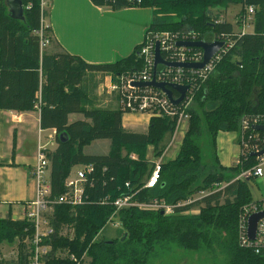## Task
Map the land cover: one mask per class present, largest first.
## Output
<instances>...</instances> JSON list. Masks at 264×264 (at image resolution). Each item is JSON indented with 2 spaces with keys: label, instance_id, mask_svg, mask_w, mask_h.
Returning <instances> with one entry per match:
<instances>
[{
  "label": "trees",
  "instance_id": "16d2710c",
  "mask_svg": "<svg viewBox=\"0 0 264 264\" xmlns=\"http://www.w3.org/2000/svg\"><path fill=\"white\" fill-rule=\"evenodd\" d=\"M20 1L24 7L23 21L9 18L4 0H0V110L28 112L39 102L40 129L55 131L56 148L53 152L45 151L50 198L65 192L64 182L72 168L93 166L84 187L83 203L53 207L56 229L64 224L73 230L72 239L58 237L53 241V251L66 249L77 257L85 253L88 264H145L154 246L171 241L188 251H197L201 246L210 251L217 248L226 256L225 264H264V252L254 254L242 249L236 238L241 208L258 202L252 200L248 188V182L255 180L231 181L232 176L228 179L223 174L251 169L257 164L256 158L242 155L241 165L226 169L217 163L214 152L213 166H205L196 143L205 132L214 150L217 134L239 132L242 118L251 123L259 117L264 124V0H89L94 6L113 11L131 7L151 9L152 19L144 39L187 29L197 34V40L209 42L225 36L231 41V47L220 55L205 82L193 88L194 104L200 113L193 108L188 110L189 128L175 159L161 163L157 184L141 190L133 199L145 203L159 200L175 206L196 193L212 191L217 183L227 185L190 206L175 208L170 216L136 208L114 215L112 202L146 180L152 164L145 161L144 152L152 146L154 155H161L170 139L174 119L151 117L146 133H130L122 128L124 113L120 106L113 110L87 108L95 85L88 73L110 74L115 80L140 70L143 62L138 52L142 44L128 57L112 64L90 65L64 52L48 54L41 50L40 38L35 34L40 28V16L45 17L47 10L41 12L40 0ZM229 5H240L236 24L240 29L246 9L253 8L251 33H235L234 25L219 20L220 13ZM213 9H218L216 14ZM46 30L43 37L51 44L53 40ZM70 114H79L83 120L69 123ZM248 130L263 138L262 133ZM96 140L110 142L106 155L84 153V148ZM123 152L134 153L136 160ZM126 183L129 188H125ZM104 200L106 203L100 205ZM198 206L201 207L197 215L183 214ZM110 218L119 223L122 234L111 242L97 239ZM27 234H31V225L26 220L0 217V244L18 243L19 264L25 248L22 240ZM124 234L126 238L120 241ZM0 264L5 263L0 259ZM49 264L72 263L54 259Z\"/></svg>",
  "mask_w": 264,
  "mask_h": 264
},
{
  "label": "built area",
  "instance_id": "2783aa9c",
  "mask_svg": "<svg viewBox=\"0 0 264 264\" xmlns=\"http://www.w3.org/2000/svg\"><path fill=\"white\" fill-rule=\"evenodd\" d=\"M138 2V1H137ZM47 1L40 0L41 12L46 11ZM246 14L241 18L242 33L243 29L252 21L253 8L248 7ZM221 17H219L220 20ZM44 15L40 16V28L35 33L40 38V48L45 49L48 41L43 37L45 32ZM197 34L190 30H182L177 33H160L154 34L152 37H146L141 43L142 46L138 52L139 58L143 62L140 70L131 71L122 74L115 79V83L111 85L110 90L115 92L119 99L120 110L124 114H139L149 117H168L174 119L175 128L178 129L189 119L188 109L193 100V88L199 87L205 82L209 74L213 71L215 65L220 59V55L225 53L231 47V41L225 36H218L213 41H221L224 43L223 48L204 66L201 70L182 69V68H166L162 65L154 67L153 50L155 43L159 44L161 57L166 62L177 63H199L202 61V51L197 48L177 46L178 42H195ZM212 41V42H213ZM155 79L156 82L165 84L187 85L188 90L184 99L177 105H172L165 94L159 90L146 87L139 88L133 86L137 82H149ZM199 82V83H198ZM173 99H177L179 95L173 94ZM33 108H40L39 102L34 104ZM256 117L251 123L243 118L239 124V147L241 149L240 156L252 153H258L264 147V136L261 138L257 133L249 132L254 125L261 124ZM240 158V157H239ZM239 158L236 160V166L241 165ZM257 164L248 170H244L236 177L243 179L259 178L264 176V156L255 157ZM49 162L46 158L45 150L38 147L36 153V165L33 168L32 176L36 182L35 199L29 203L28 210L24 213L21 220H26L31 225V234H27L22 240L24 250L22 253V264H49L54 259H60L72 264H88V258L85 253L77 257L69 250L58 248L55 252L52 249L53 241L58 237H66L72 239L73 230L69 225H60L56 229V222L53 215V207L55 205H66L75 207L83 203L84 187L87 184V176L92 171V165L78 166L72 169L64 182L65 192L57 197L50 198L49 184ZM160 162L153 164L146 180L142 182L134 191L123 194L116 198L112 205L115 208L114 215L120 210L136 208L144 211H159L165 216L173 214L175 208H185L199 201L203 197L213 192L222 190L227 184L217 183L212 191L199 192L186 200H182L175 206H170L159 200H152L149 203L138 202L133 197L143 189H151L159 180ZM125 188H129V184H125ZM106 203V200L99 202L100 205ZM196 207L187 210L193 212ZM264 211V198L257 203H249L241 208L237 217V242L242 249L251 250L254 254L264 252V219L256 224L255 236L253 240L247 237V220L248 217L256 212ZM184 212L183 214H185ZM116 221L110 218L107 224L117 226ZM119 224V223H118ZM64 231V232H63ZM18 247V246H17ZM18 250L15 254L14 264H19Z\"/></svg>",
  "mask_w": 264,
  "mask_h": 264
},
{
  "label": "crops",
  "instance_id": "0c3cea01",
  "mask_svg": "<svg viewBox=\"0 0 264 264\" xmlns=\"http://www.w3.org/2000/svg\"><path fill=\"white\" fill-rule=\"evenodd\" d=\"M46 10L43 23L53 43L48 44L44 51L48 54L64 52L90 65L112 64L131 55L143 42L152 19L149 8L113 11L94 6L89 0H47ZM250 23L243 33L252 32ZM241 31L238 29L235 33ZM88 76L92 77L95 85L87 108L118 109V96L110 90L115 83L113 77L100 72H91ZM39 119V108L28 112L0 110V213L5 208V216L9 215L12 220H21L29 203L35 199L36 182L32 171L38 147L47 152L56 148L55 131L40 129ZM80 120L83 117L79 114L68 116L69 123ZM149 120L150 117L145 115L124 114L121 125L126 132L144 134ZM141 125H146L143 132L134 130ZM235 136L232 132L217 134L215 154L222 168H231L234 159L240 156L241 149L235 142ZM109 145L108 141L107 153ZM179 145L180 142L172 143L158 161L164 163L175 159ZM172 146L175 150L168 154ZM254 180L262 191L261 199L255 201H260L264 198V176Z\"/></svg>",
  "mask_w": 264,
  "mask_h": 264
},
{
  "label": "rangeland",
  "instance_id": "374dc122",
  "mask_svg": "<svg viewBox=\"0 0 264 264\" xmlns=\"http://www.w3.org/2000/svg\"><path fill=\"white\" fill-rule=\"evenodd\" d=\"M216 10H218V9H213V11H212L213 14H216V12H217ZM240 10H241L240 5L239 6L238 5H229L227 9L222 10L219 17H221L226 22H229L232 25H234L235 31H238V29H240V28L237 27L236 24H237V17H238ZM240 23H241V21H240ZM241 29H242V27H241ZM183 30H187V29H183ZM247 30L248 29H245V31H247ZM190 31H192V30H190ZM168 33H170V32H168ZM175 33H177V31ZM213 40H211L209 42H212ZM205 42H208V41H205ZM191 108H193L198 114L200 113L198 106H196L194 104V100H192L188 110H190ZM136 115H139V114H136ZM145 116H147V115H145ZM188 116H189V113H188ZM188 121H189V119H188ZM188 121L186 123L182 124L178 129L175 128V124H174L170 139L168 141L169 145L168 144L166 145L163 152L165 150H167L168 147L172 143L176 144V143L180 142V145H181L182 139H183L185 133L187 132V130L189 128V122ZM174 123H175V121H174ZM145 128H146V125H141L140 127L139 126L135 127L134 130L137 132H143L145 130ZM234 133L236 135L235 136V142H237V144L239 145L240 133L239 132H234ZM177 139H178V141H177ZM196 143L198 144V146L200 148L202 163L205 164V166H210V165L213 166L212 162H213V157H214L213 154L215 152V147L213 150V148L210 145L211 140L206 136L205 132H203L200 135V137L198 138ZM180 145H179V147H180ZM173 147L174 146L169 148L170 150H169L168 154L173 153V150H175V147L174 148ZM107 149H108V141L107 140H96V141L91 142L87 147L84 148V153L90 154V155H94V154L104 155L107 153ZM162 153H161V155H162ZM123 154H124V152H123ZM161 155L159 157H156L154 155L153 147L148 146L144 152V159L150 166H151V164H154L156 162H160V164H161V161H158L159 158L161 157ZM124 156H127V157H129L131 159H135V160L137 158V155H135L134 153H130L127 155L124 154ZM239 157L234 159L232 167L236 166V160ZM35 159H36V155H35ZM35 165H36V163H35ZM212 168H213V170H215V167H212ZM72 169H74V168H72ZM207 169H208V167H207ZM240 173L239 174L232 173L231 175H230V173H226V174L223 173V174H224V177H227L228 179L230 176H232L231 181H234V180H236V177L240 175ZM239 180L243 181L244 179L240 177ZM246 181H247V179H246ZM222 183L226 184L225 182H222ZM248 188H249L251 198L254 201L261 199L260 197H261L262 191L259 188V186H257V184H255V181H253V180L249 181L248 182ZM205 191L207 192L208 190H205ZM197 195H198V193H196L194 196L200 197ZM200 207L201 206H198L196 209H194L193 212H186L185 215H197L200 211ZM4 209L1 210V213H0L1 217H5V215H6ZM236 227H237V224H236ZM122 232H123V230L119 226L118 223H117V226L106 224L105 227L99 231L96 238L111 241V240L119 238V236L122 234ZM236 238H237V234H236ZM17 244L18 243L14 242V241L12 243H9V244L8 243L0 244V259L5 264H14L15 254L18 250ZM237 244H238V242H237ZM225 263H226V256L217 248H214V251H210V250H208L207 247L201 246L197 251H188V250H185V249L179 247L178 245H176L174 242H171V241H167V242H164L163 244H160L158 246H154L152 253L148 256V259L145 261V264H225Z\"/></svg>",
  "mask_w": 264,
  "mask_h": 264
},
{
  "label": "water",
  "instance_id": "95a60500",
  "mask_svg": "<svg viewBox=\"0 0 264 264\" xmlns=\"http://www.w3.org/2000/svg\"><path fill=\"white\" fill-rule=\"evenodd\" d=\"M4 5L7 9L8 16L12 20L23 21L24 20V7L20 0H4ZM177 46L183 47H191L197 48L202 51V61L199 63H177V62H166L162 59L159 44L155 43L153 50V60L154 67L157 65H162L166 68H182V69H194L201 70L204 66L223 48L224 43L221 41H213V42H205L195 41V42H178ZM133 86L139 88L152 87L167 97L169 102L177 106L185 97V94L188 90L187 85H178V84H165L162 82H156L155 79H152L149 82H137L134 83ZM173 92L177 93L179 97L177 99H173ZM254 132H260L264 136V125H254L251 127ZM62 138V135L59 136V139ZM253 157H261L264 156V147L258 153H252ZM161 215H163L161 213ZM264 219V211L256 212L251 214L247 220V237L249 240H253L255 236L256 224L259 220ZM126 238V234H124L120 241H123ZM111 242V241H110Z\"/></svg>",
  "mask_w": 264,
  "mask_h": 264
}]
</instances>
